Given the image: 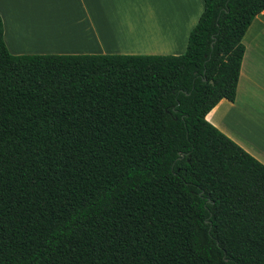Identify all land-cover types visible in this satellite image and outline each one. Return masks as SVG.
Returning a JSON list of instances; mask_svg holds the SVG:
<instances>
[{
    "label": "trees",
    "instance_id": "trees-1",
    "mask_svg": "<svg viewBox=\"0 0 264 264\" xmlns=\"http://www.w3.org/2000/svg\"><path fill=\"white\" fill-rule=\"evenodd\" d=\"M182 54H11L0 264H264V163L206 119L264 0H203Z\"/></svg>",
    "mask_w": 264,
    "mask_h": 264
},
{
    "label": "crops",
    "instance_id": "crops-1",
    "mask_svg": "<svg viewBox=\"0 0 264 264\" xmlns=\"http://www.w3.org/2000/svg\"><path fill=\"white\" fill-rule=\"evenodd\" d=\"M203 0H0L11 54H182ZM236 94L206 119L264 163V10L246 29Z\"/></svg>",
    "mask_w": 264,
    "mask_h": 264
}]
</instances>
